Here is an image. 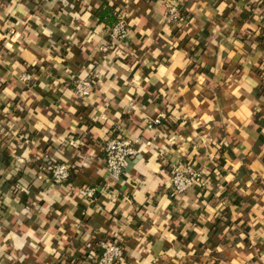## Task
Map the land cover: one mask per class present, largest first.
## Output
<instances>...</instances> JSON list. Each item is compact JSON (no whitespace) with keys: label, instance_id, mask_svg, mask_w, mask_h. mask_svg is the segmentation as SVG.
<instances>
[{"label":"crops","instance_id":"obj_1","mask_svg":"<svg viewBox=\"0 0 264 264\" xmlns=\"http://www.w3.org/2000/svg\"><path fill=\"white\" fill-rule=\"evenodd\" d=\"M173 1L179 23L165 0H0V264H96L113 241L122 264H264V0ZM117 134L141 140L119 181L103 151ZM178 161L207 190L172 197Z\"/></svg>","mask_w":264,"mask_h":264},{"label":"built area","instance_id":"obj_2","mask_svg":"<svg viewBox=\"0 0 264 264\" xmlns=\"http://www.w3.org/2000/svg\"><path fill=\"white\" fill-rule=\"evenodd\" d=\"M41 5L48 0H33ZM166 17L169 21L179 23L182 11L179 5L173 0H165ZM118 22L110 28L109 39L111 42L126 41L129 36L128 25L121 15L117 16ZM22 81L25 83L33 82L30 74L24 75ZM74 93L79 99H87L93 92V81L80 79L74 83ZM162 124L158 117L147 123L148 130H154ZM141 145V140L129 138L124 135H114L108 139L104 146V159L106 170L112 180L119 181L126 172L129 161L136 155L137 146ZM150 146V143H147ZM49 177L56 185H63L69 182L72 168L65 163H51L48 167ZM172 197L184 195L195 189L204 190L208 187L206 172L200 169L191 161H178L170 168ZM98 189L84 186L78 189L81 200L93 203L96 199ZM101 252L96 264H122L125 261L126 249L120 241L112 243L103 242L100 245Z\"/></svg>","mask_w":264,"mask_h":264},{"label":"trees","instance_id":"obj_3","mask_svg":"<svg viewBox=\"0 0 264 264\" xmlns=\"http://www.w3.org/2000/svg\"><path fill=\"white\" fill-rule=\"evenodd\" d=\"M96 16L103 24L109 27H113L118 22L116 7L108 4L103 5L97 12ZM206 175L208 178L210 177L209 174L206 173ZM204 190H207V188Z\"/></svg>","mask_w":264,"mask_h":264}]
</instances>
